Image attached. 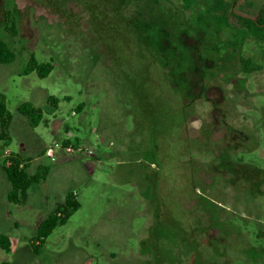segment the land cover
<instances>
[{"label":"rangeland","instance_id":"obj_1","mask_svg":"<svg viewBox=\"0 0 264 264\" xmlns=\"http://www.w3.org/2000/svg\"><path fill=\"white\" fill-rule=\"evenodd\" d=\"M170 2L183 23L176 41L157 36L161 78L190 116L168 147L157 139L160 166L136 99V30L121 24L135 12L119 15L112 0H0V40L16 55L0 65V100L11 113L1 150L11 145L7 158L37 179L6 210L12 220L0 219L17 246L13 263L0 249V264H195L182 228L200 264H264V29L235 15L264 19V0ZM32 56L53 65L48 77L26 75ZM25 103L42 111L37 127L19 112ZM23 142L27 157L15 152ZM3 160L0 217L10 186ZM162 193L175 200L169 233L179 243L164 261L152 236ZM69 194L81 209L41 241V222Z\"/></svg>","mask_w":264,"mask_h":264},{"label":"trees","instance_id":"obj_2","mask_svg":"<svg viewBox=\"0 0 264 264\" xmlns=\"http://www.w3.org/2000/svg\"><path fill=\"white\" fill-rule=\"evenodd\" d=\"M112 2L115 5L113 7L115 8L114 10L119 15L122 12H128L130 9L135 12L132 20L129 18L120 22L122 25L127 23L130 28L136 30H132L134 31V36H131L133 47H130L134 60L138 64L137 73L133 72L132 74V76L137 77L136 83H138L139 87L136 99L140 100L141 106L143 105L142 107L146 114L144 119L146 121L147 131L151 134L152 145L154 151L157 153L156 160L152 163L161 166V162L157 160V139L162 142L166 140L165 142L167 143V140L172 138L174 133L179 129L180 123L189 118L190 113L188 112V104L185 105L177 88L164 83L161 78L160 69L164 70L167 68L163 54L158 47L157 36L160 31L164 30L169 33L170 37L174 38V33L178 32V28L183 23L181 20L182 17L173 7L167 5L169 3L171 4L170 0H112ZM108 10L112 11L110 5H108ZM235 15L244 22L259 29H264V19H253L236 13ZM176 39L177 37L174 38L175 41ZM144 43L147 45H144ZM15 58V53L3 40H0V65L11 64L15 61ZM52 69L53 65L49 63L39 64L37 59L32 56L26 69V75L36 72L41 79H44L48 77ZM49 100L55 107L58 106L59 101L56 97L52 96ZM19 112L31 119L34 127H37L43 119L42 111L36 109L31 103L23 104L19 108ZM8 118H11V113L1 99L0 125L2 132L0 133V141L5 140V129L8 126ZM166 143L164 146L168 147L169 143ZM9 162V166H3L8 182L12 187L8 199L11 203L19 204L26 200L29 189L35 181L37 182V179H32L24 167L21 168V162L14 159H9ZM160 199L163 214L154 226L152 236L155 241V250L158 259L164 261L166 251L173 245H179V243L177 244L176 241L178 239L172 237L169 233V230H173L175 227V224H173L175 200L170 194L166 193H162ZM80 209L81 204L76 201L73 194H69L66 198L65 206L59 205L54 214L41 222L38 228L39 239L45 241L54 233L59 225H65L72 214ZM61 211L64 213L63 219L60 218L62 216ZM181 230L183 232V235L181 233L180 237L183 243H181L182 248L185 250L187 256L192 258L195 264H200L201 262L199 263L197 259L198 255L195 248L189 243V236L186 235L189 233L188 230H184L183 228ZM0 249L6 253L11 252L12 243L10 238L5 234H0Z\"/></svg>","mask_w":264,"mask_h":264},{"label":"crops","instance_id":"obj_3","mask_svg":"<svg viewBox=\"0 0 264 264\" xmlns=\"http://www.w3.org/2000/svg\"><path fill=\"white\" fill-rule=\"evenodd\" d=\"M2 145H4L3 144V141L2 142H0V158L1 159H4L3 161L5 162L4 164H3V166L4 165H6V166H9L10 164L8 163L9 162V159L7 158V153H11L10 151H12V148H11V145H7V146H5L4 147V149L3 150H1L2 148ZM26 144L23 142V143H19L18 144V150L17 151H15L14 149V151L18 154V155H20V156H24V157H27L28 156V154H29V152H30V146L29 145H26ZM6 158H7V160H6ZM3 169V168H2ZM4 170V169H3ZM5 172V171H4ZM7 177V176H6ZM8 180V179H7ZM9 183V182H8ZM10 185V184H9ZM8 187V186H7ZM12 191V187H11V185L7 188V190H6V193H5V195H4V198H3V204H4V206H5V212H4V214H3V216L1 215V217H0V219H2L3 217H5V218H9L10 220H12V217H11V213L10 212H6V210H8V209H11V207H12V205H14V206H20V205H16L15 203H11L10 201H9V199H8V196H9V193ZM21 223H20V221L19 220H17V219H15L12 223H11V228H18L17 226L18 225H20ZM0 234H5V235H7L9 238H10V240H11V243H12V249H11V252L10 253H7V255H8V258L5 260V262L6 263H13V255L15 256V254H16V251H17V246L15 245V243H14V238L13 237H11V235H9V233H0ZM5 252V251H4Z\"/></svg>","mask_w":264,"mask_h":264},{"label":"built area","instance_id":"obj_4","mask_svg":"<svg viewBox=\"0 0 264 264\" xmlns=\"http://www.w3.org/2000/svg\"><path fill=\"white\" fill-rule=\"evenodd\" d=\"M56 147H60L58 144L56 145ZM52 151H53V148H50L48 151H47V155L49 156V155H51V153H52ZM66 151H68V152H75V149L72 147V146H70L68 149H66ZM7 157H9L10 156V153H7V155H6ZM9 164H10V162H8Z\"/></svg>","mask_w":264,"mask_h":264}]
</instances>
